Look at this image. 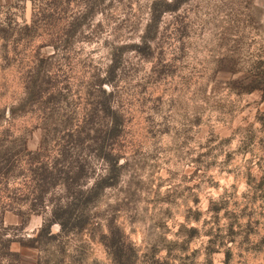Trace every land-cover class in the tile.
I'll return each mask as SVG.
<instances>
[{
    "label": "rangeland",
    "instance_id": "374dc122",
    "mask_svg": "<svg viewBox=\"0 0 264 264\" xmlns=\"http://www.w3.org/2000/svg\"><path fill=\"white\" fill-rule=\"evenodd\" d=\"M171 1L0 0V234L19 264H114V228L130 264H264V0H178L149 33ZM67 129L74 196L113 179L85 229L35 243L37 197L67 192L27 154Z\"/></svg>",
    "mask_w": 264,
    "mask_h": 264
},
{
    "label": "trees",
    "instance_id": "16d2710c",
    "mask_svg": "<svg viewBox=\"0 0 264 264\" xmlns=\"http://www.w3.org/2000/svg\"><path fill=\"white\" fill-rule=\"evenodd\" d=\"M180 1L173 0L170 3H164L165 7L158 11L154 10L151 16V24H149L148 29L149 33L151 30H154L159 17L167 12H173L179 6ZM156 12V14L154 13ZM36 14H33L32 23L34 24V18ZM26 28H29L26 26ZM102 111L104 110L107 115L112 114L110 106L107 103L101 104ZM110 127L106 128L104 131V139H103V131H101L102 142L97 145L98 156L102 159H107L111 154L105 152L106 143L115 136L117 131V125L114 124L113 119L110 120ZM78 132L73 130H66L63 134L62 140L66 142L65 145H58L57 149L53 152L48 153V151H42V148L33 153H28L29 160L27 161L30 164L29 171L30 172H38L40 176H43V186L47 187L51 183V186H62L64 191L67 192V195L62 198L60 201L55 200L53 203V199L51 200V207L45 206V194L47 192L41 193V196L37 197V200L41 201V205L43 206V211L38 213L40 214H48L43 222V225L40 227L37 235L32 240L35 243H38L42 240H48L54 238V235L51 232V227L53 225H58L60 227L61 232L68 231H80L86 228L88 225V218L85 216L84 210L87 205L93 203L97 200L101 194V191L104 189L107 184V180H112V177L104 176L101 180L96 181L90 189L81 190L78 189L76 191V195L74 196L73 190L75 188L74 184V171L77 169L76 174H79L84 170L83 164L78 162L76 159H73V155L71 153L70 145L72 142H75L74 139H77L76 136ZM61 140V141H62ZM79 140V139H78ZM64 142V143H65ZM44 142L42 143L43 147ZM55 152L54 155H52ZM36 164L37 168L33 165ZM8 168L6 165L0 167V178L4 177L8 174ZM264 185V173L261 177V182H259L258 187H262ZM81 188V187H79ZM69 192V194H68ZM53 204V205H52ZM34 206V205H33ZM32 212H36L33 209H29ZM3 234H0V264H2L3 260L7 264H19L20 259L17 252L11 249L14 241L12 239L7 238L6 240H2ZM104 246L106 247L109 255L114 264H130V255L129 252H132L129 244L126 243L125 238L121 235L119 229L114 228L113 230L109 229V233L107 236L103 237Z\"/></svg>",
    "mask_w": 264,
    "mask_h": 264
}]
</instances>
